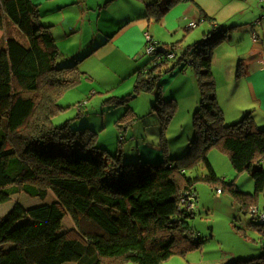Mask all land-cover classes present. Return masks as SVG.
Returning a JSON list of instances; mask_svg holds the SVG:
<instances>
[{"label":"trees","instance_id":"trees-1","mask_svg":"<svg viewBox=\"0 0 264 264\" xmlns=\"http://www.w3.org/2000/svg\"><path fill=\"white\" fill-rule=\"evenodd\" d=\"M186 1L194 2L158 0L148 11L160 19ZM198 7L201 21H210L215 28L181 48L182 56L173 45L177 53L173 59L167 57L169 48L156 42L155 57L162 61L151 58L154 65L139 73L135 85L136 94L150 91L163 72L192 68L201 91L192 147L174 158L163 148L162 158L150 162L123 159L121 150L109 152L99 146L98 133L88 126L54 123L64 109L60 99L79 83L84 57L61 59L52 25L41 22L32 0H2L0 27L10 22L25 42L9 37L0 50V205L22 192L42 200L51 194L54 200L29 208L17 202L0 218V264H163L204 242L195 238L191 225L196 211L181 206L186 191L197 197L200 181L221 184L222 192L231 193L248 212L264 191V129L251 113L226 123L212 61L216 47L235 26L217 24ZM158 86L162 87L159 82ZM157 95L153 107L160 113L166 104L169 120L177 103H163L166 100ZM123 118L135 119L130 111ZM214 147L228 152L238 173L251 174L255 193L218 177L207 158ZM200 163L209 176L190 175ZM67 217L73 219L71 228L66 227ZM263 260L264 251L234 264H264Z\"/></svg>","mask_w":264,"mask_h":264},{"label":"rangeland","instance_id":"rangeland-1","mask_svg":"<svg viewBox=\"0 0 264 264\" xmlns=\"http://www.w3.org/2000/svg\"><path fill=\"white\" fill-rule=\"evenodd\" d=\"M111 9H114V6ZM175 12L177 11L167 16L175 17ZM106 14L100 16L98 9L87 6L77 8L75 5L45 17V20L56 24L53 29L58 36L61 59L73 58L81 47L87 45L107 26L117 28L112 21L105 20ZM180 17H177V32H171L169 37L164 32L160 33L161 24L156 20H153L151 28L145 31L144 37L149 35L155 41L162 42L161 46L174 45L178 53L181 48L194 44L197 38H203V30L207 26L212 27L210 21L199 23L195 17ZM211 17L217 19L215 16ZM218 20L216 23L222 24L225 19L219 17ZM192 22H196L197 26L189 31L187 28ZM9 37L25 42L18 28L6 22L0 27V50ZM143 54L146 55V47L137 61L131 60L125 52L100 51L82 62L79 83L67 90L60 99L64 109L56 115L54 123L59 125L70 121L73 128L88 126L94 129L98 133L99 146L114 154L121 150L123 159L134 156L139 144L154 147L153 142L161 149L164 147L172 158L184 154L187 147L188 151L195 138L194 112L197 111L201 98L196 72L192 68L184 72H163L152 90H143L136 94L135 85L139 73L135 71L134 64L143 62ZM178 56L182 54L178 53ZM150 63V66L154 65V62ZM160 79L165 80L162 87L158 86ZM218 89L217 84V93ZM158 92L163 100H170L172 95L176 96L174 100L177 107L169 120V107L166 104L162 105L164 111L160 112L161 114L153 107L158 100ZM124 97L126 98L123 99ZM219 102L221 104V101ZM128 111L135 118L130 122L123 118ZM225 118L231 122L234 120L228 119L226 115ZM207 158L221 180L234 181L242 191L255 193L254 178L248 172L238 173L228 152L214 147L207 152ZM195 168L197 169L194 170ZM195 168L192 172L188 171L191 176H209L204 163ZM218 188H222L221 184L214 186L207 181H200L195 187L196 213L191 225L196 231L195 238L200 237L204 242L186 253L175 254L163 264H233L231 260L238 255L259 252L258 248L262 247L261 238H264V233L258 230L259 223L250 212H244L231 193L224 190L219 194ZM53 200L54 196L51 194L46 200H42L22 192L0 205V218L7 215L17 202L29 208ZM72 220L71 217L66 218V227H73ZM259 234L262 235L261 238ZM237 258L243 257L235 259Z\"/></svg>","mask_w":264,"mask_h":264},{"label":"crops","instance_id":"crops-1","mask_svg":"<svg viewBox=\"0 0 264 264\" xmlns=\"http://www.w3.org/2000/svg\"><path fill=\"white\" fill-rule=\"evenodd\" d=\"M156 1L158 0H96L94 2L89 0H32L38 8L41 22L52 25L57 44L58 36L53 29L56 24L45 20V17L61 12L70 6L77 5V8L87 6L91 9H98L100 16L107 13L105 20H110L113 25L118 26L117 28L107 26L100 30L87 45L81 47L73 57H84L82 62L100 51H105V53L125 52L131 60L137 61L147 44L144 33L151 28L153 20L161 24L158 25L160 33L164 32L169 37L171 32H177L179 26L177 17L181 15L185 18L195 17L198 18L199 23L203 22L198 5L205 9L209 15L215 16L217 18L215 20L219 21L218 18L222 17L225 19L221 22L223 25L235 27L228 31L226 39L216 47L213 55L212 70L216 88L217 84L219 87L218 103L223 114L225 112L224 118L226 115L228 119L234 118L232 122H235L251 113L257 126L264 129V0L186 1L172 8L160 19L154 12L152 14L148 11V6ZM44 6L45 8H43ZM113 6L114 9H111ZM174 11H177L174 13L175 17L167 16ZM211 25L212 27L207 26L203 30L204 36L205 33L215 28L213 23ZM191 29L190 27L187 28L189 31ZM100 38L103 39L100 40ZM160 44L163 43L160 42ZM151 58L153 56L146 54L143 62H135V71L138 73L146 72L151 67ZM164 82L165 80L160 79L159 84L163 85ZM174 99L176 96L172 95V98L166 101L177 103ZM225 121L232 123L226 118ZM153 146L139 144L136 154L130 156L128 160H137L139 157L150 162L160 160L163 156V149L158 147L156 142H153ZM252 204L264 212V191L255 198V202ZM263 226L259 225L258 230L264 233ZM261 237L262 235H260ZM261 243L262 247L258 248V253L243 254L236 257L252 258L260 255L264 251V238H261ZM235 258L231 260L233 264L238 259ZM123 264H128V262Z\"/></svg>","mask_w":264,"mask_h":264},{"label":"built area","instance_id":"built-area-1","mask_svg":"<svg viewBox=\"0 0 264 264\" xmlns=\"http://www.w3.org/2000/svg\"><path fill=\"white\" fill-rule=\"evenodd\" d=\"M2 0H0L1 2ZM197 24L196 22H192L190 25V28H194L196 27ZM146 54L153 56V58L155 57V55L157 54V43L152 39V37H150L149 35H147L146 37ZM166 48H169L168 50V54L167 57L168 59H173L176 57L177 53L171 48V47H167L164 46ZM161 58L160 57H155V63L157 62H161ZM218 193H222V189H218ZM196 195L194 193H191L190 191H186L184 193V195L181 198V206L184 207L185 209H187L188 211H195V199H196ZM248 212H250L251 216L260 223V225H264V212L262 210H260V208L258 206L255 205H251L248 208Z\"/></svg>","mask_w":264,"mask_h":264},{"label":"bare ground","instance_id":"bare-ground-1","mask_svg":"<svg viewBox=\"0 0 264 264\" xmlns=\"http://www.w3.org/2000/svg\"><path fill=\"white\" fill-rule=\"evenodd\" d=\"M0 4H2V1L0 2Z\"/></svg>","mask_w":264,"mask_h":264},{"label":"water","instance_id":"water-1","mask_svg":"<svg viewBox=\"0 0 264 264\" xmlns=\"http://www.w3.org/2000/svg\"><path fill=\"white\" fill-rule=\"evenodd\" d=\"M214 34H217V33H214Z\"/></svg>","mask_w":264,"mask_h":264},{"label":"clouds","instance_id":"clouds-1","mask_svg":"<svg viewBox=\"0 0 264 264\" xmlns=\"http://www.w3.org/2000/svg\"><path fill=\"white\" fill-rule=\"evenodd\" d=\"M156 42V41H155Z\"/></svg>","mask_w":264,"mask_h":264}]
</instances>
